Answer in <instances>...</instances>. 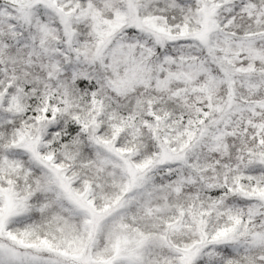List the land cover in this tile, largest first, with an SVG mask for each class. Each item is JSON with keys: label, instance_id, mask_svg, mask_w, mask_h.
<instances>
[{"label": "snow or ice", "instance_id": "6c2138e0", "mask_svg": "<svg viewBox=\"0 0 264 264\" xmlns=\"http://www.w3.org/2000/svg\"><path fill=\"white\" fill-rule=\"evenodd\" d=\"M0 264H264V0H0Z\"/></svg>", "mask_w": 264, "mask_h": 264}]
</instances>
